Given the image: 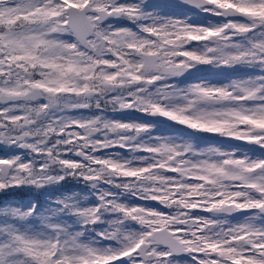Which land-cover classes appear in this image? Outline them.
<instances>
[{
    "label": "snow or ice",
    "instance_id": "obj_1",
    "mask_svg": "<svg viewBox=\"0 0 264 264\" xmlns=\"http://www.w3.org/2000/svg\"><path fill=\"white\" fill-rule=\"evenodd\" d=\"M184 5L0 0V264H264V0Z\"/></svg>",
    "mask_w": 264,
    "mask_h": 264
},
{
    "label": "flooded vegetation",
    "instance_id": "obj_2",
    "mask_svg": "<svg viewBox=\"0 0 264 264\" xmlns=\"http://www.w3.org/2000/svg\"><path fill=\"white\" fill-rule=\"evenodd\" d=\"M149 4H155V5H160L161 9L164 11H176V12H184L187 13L189 16H193L192 18L194 19H200V20H206L204 15L201 14H194L191 13L187 10H185L184 8H177V7H171L162 3H149ZM209 20H211L213 23L216 22L217 18L214 17H208ZM201 22V21H199ZM198 69H195L194 75L192 77H188V82H193L195 81L197 78H205L208 80H218V79H222L223 76L222 75H218V70L217 69H212L209 66L206 65H201L198 66ZM236 76H241L243 75V72H238L235 74ZM183 79V78H181ZM106 113L108 115H113L117 118H121V114L119 112L113 113L111 106L109 105L106 109H105ZM127 119H144L146 117H143V114L138 113V112H130V114L127 117H124ZM147 119H151V118H147ZM161 121H164L163 123H161L156 131L155 134L157 135H170V134H176L175 129H184L185 126H180V125H174L173 122H169V121H165V118H158ZM188 131H192V130H188ZM206 137H209V143L211 144H216L218 143L219 140L224 139L227 140L229 142L230 145H238L240 146V148L242 150H247L250 146L245 143V144H238L235 142L234 138H220L218 137L217 134H202ZM202 146H206V145H202ZM114 151H120V152H125L124 149H114ZM6 152V148L4 145H0V156H3ZM63 191L65 192H83V193H87L90 192V189H87L84 185V183L82 181H75L72 179H69L63 186ZM50 194H59L56 192L55 189H51V190H36L34 188H28L27 186H21L15 189H9L7 191V194L5 193H0V205H2L4 202H15V203H28L29 201L32 200H38L41 203H43L44 201L47 200L48 196ZM143 203V202H141ZM152 204H156V202H150ZM239 215V214H237ZM177 260L181 261L182 264H185V262H187L189 260V257L187 256V254H181L179 256L176 257Z\"/></svg>",
    "mask_w": 264,
    "mask_h": 264
},
{
    "label": "water",
    "instance_id": "obj_3",
    "mask_svg": "<svg viewBox=\"0 0 264 264\" xmlns=\"http://www.w3.org/2000/svg\"><path fill=\"white\" fill-rule=\"evenodd\" d=\"M147 1H149V2H161V3H164V4H168L170 6H175V5H178V4L182 3V0H147ZM183 8H185V9H187L189 11L197 13L196 10H190V6L189 5H184ZM194 72H195V69H192L191 73L194 74ZM235 142L238 143V144L247 143L246 141H241V140H235Z\"/></svg>",
    "mask_w": 264,
    "mask_h": 264
},
{
    "label": "rangeland",
    "instance_id": "obj_4",
    "mask_svg": "<svg viewBox=\"0 0 264 264\" xmlns=\"http://www.w3.org/2000/svg\"><path fill=\"white\" fill-rule=\"evenodd\" d=\"M153 9H149V11H152ZM156 10H158V11H161L162 12V14H167V15H172L173 13H177V14H179V13H181V12H176V11H164V10H162L161 8H158V9H156ZM187 14V13H186ZM187 16H189L188 14H187ZM189 17H193V16H189ZM180 18L181 19H183L184 17L183 16H180ZM193 20H195V21H197V22H199V21H201V22H204V23H206L207 22V20H200V19H194V18H192ZM126 23V22H125ZM193 43H195V42H193ZM109 116H113V115H109ZM117 118V117H116ZM112 151H114V149H112Z\"/></svg>",
    "mask_w": 264,
    "mask_h": 264
}]
</instances>
